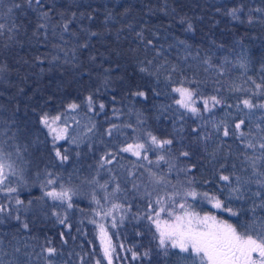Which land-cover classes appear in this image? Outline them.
I'll use <instances>...</instances> for the list:
<instances>
[{"label":"trees","instance_id":"1","mask_svg":"<svg viewBox=\"0 0 264 264\" xmlns=\"http://www.w3.org/2000/svg\"><path fill=\"white\" fill-rule=\"evenodd\" d=\"M232 9H240L238 18L228 15ZM0 24V146L18 153L22 175L47 166L59 185L84 189L88 174L94 173L100 189L97 194L72 191L71 208L68 202L45 203L37 181L11 183L12 193L0 190V205L8 206L0 212V264H108L94 220L109 210L117 213V218H104L112 264H182L162 254L154 227L140 218L150 197L133 189L132 181L150 190L154 184L119 152L137 132L172 139L167 158L185 170L187 183L194 181L189 186L215 194L237 215L215 210L207 200L200 210L241 230L252 221L254 208L256 217L264 219V207H257L261 198L254 195L264 189L241 183L243 198H229V185L219 179L229 175L232 186L237 176L248 179L249 157L261 154L264 108L249 110L242 101L264 104V87L256 88L264 86V0H41L39 5L33 0L31 6L26 0H0ZM174 87L194 91L201 110L203 99L213 95L223 103L194 116L175 103ZM138 91L145 95H134ZM73 103L75 110L68 107ZM45 114L61 115L57 123L68 127L64 139H49L40 122ZM241 120L238 132L235 125ZM112 125L118 128L109 136ZM250 140L257 143L254 152L244 147ZM57 150L68 160L62 162ZM182 151L190 155L181 156ZM108 152L116 159L101 167ZM77 163L87 171L80 184L60 175ZM257 167L264 170V160H257ZM129 171L135 173L131 178ZM165 172L173 176L169 168ZM117 184L121 191L111 195ZM37 203L40 208L34 207ZM47 248L55 254L49 256ZM134 252L139 259H133Z\"/></svg>","mask_w":264,"mask_h":264},{"label":"snow or ice","instance_id":"2","mask_svg":"<svg viewBox=\"0 0 264 264\" xmlns=\"http://www.w3.org/2000/svg\"><path fill=\"white\" fill-rule=\"evenodd\" d=\"M29 6L32 5L33 0H26ZM35 4L39 5L41 0H34ZM14 7H20V4H15ZM11 8L8 9L11 12ZM240 9H232L228 15L233 18H238L236 13ZM260 11V10H257ZM47 13L41 14V19L47 17ZM40 27H46V24L42 23ZM64 30L67 31V24H64ZM189 30L191 29V24L188 25ZM4 29V24H0V34ZM96 35V33H92ZM151 64V61H148ZM241 67L245 65L241 64ZM3 71V69H0ZM141 72H148L149 69L145 67L140 68ZM261 84H256L257 89H261ZM239 90V89H237ZM174 93L179 95V99L175 100V103L179 105L180 108L191 112L194 116L200 115V112L211 113L212 109L223 103L221 99L213 95L203 99L202 103L204 105L203 109H198L195 105L197 103L194 99V91L189 90L186 87H174L172 89ZM134 95L143 97L144 92L138 91ZM89 111H92V98H88ZM245 108L251 110L257 107L264 108V104H254L249 99H244L242 101ZM69 109L75 110L78 105L73 103L70 104ZM230 107V106H229ZM104 105L100 104V109L103 110ZM61 115L55 117H49L47 114L41 117V124L45 126L49 133L52 135L53 141H58L65 138V134L68 132V127H58L57 122L61 121ZM67 125V121H64ZM244 121L241 120L240 123L235 125L236 130L239 132L241 129V124ZM124 127H133L132 125L126 124ZM219 130V126H216ZM260 126L257 125V128ZM118 128L117 125H112L111 128L107 129V134L112 135L113 131ZM91 131V129H89ZM136 129L133 127V132ZM193 132H197L196 128H193ZM147 139L134 140L132 143H128L126 146L119 148V152L129 153L131 156L136 157L137 160H146L149 164L155 163L157 167H160L161 163L168 165L169 170L175 168V162L167 158V153L170 151L168 146H171L172 139H160L153 135L151 132L145 133ZM224 137L230 135L227 125L223 127ZM243 133L240 132V136L243 137ZM204 140H209L211 137L203 136ZM72 142H75L73 140ZM246 149H251L253 152L257 147V143L253 141H247L244 144ZM258 147L261 149V154L259 157L250 156L249 164L251 167V176L248 179L241 181L239 176L236 177L237 184L232 186V177L229 175L221 174L219 179L224 181L230 187L229 198L242 199L243 193L241 192V183L249 184L255 182L259 189H264V170H259L257 167V160H264V136L260 137L258 142ZM154 149H159L160 153L157 154V159L152 161L149 159V153ZM56 156L61 159V161H67L68 156L66 154H61L59 150L56 151ZM181 156L188 157L190 155L187 151H182ZM116 159V155L112 152H108L105 156L101 157L100 166L103 167L104 164H110ZM137 167H145L144 165H136ZM223 167V166H222ZM149 176L151 177V182L154 185L163 186L164 194H161L162 189L155 186L152 187L151 191H146L144 195L150 197L147 203V212L143 214L141 219H146L150 225L155 229L153 234V239L157 242L158 248L162 251L164 256L173 255L182 264H264V219H259L255 215V208L253 209L252 221L242 227V230L232 223H229L223 219H218L215 215L205 214L201 216L198 212L193 210V205L188 202V198L191 197L192 200H196L200 197L202 200H207L211 203L212 207L221 211L228 212L231 216H236L237 213L232 208L224 207L223 202L217 198L215 194H209L208 192L198 193L194 189L188 188L186 186H181L177 188L176 185H172L174 191L168 193L166 191L167 185L171 183L170 180H166L164 175L157 178L151 169H147ZM181 171H185L181 169ZM191 171V169H187ZM17 171L14 166V162L11 160V153H7L3 148H0V190L12 193L16 191L15 188L8 187L5 181L8 180L9 176H16ZM135 173L129 171V177H133ZM56 181L53 179H48L47 183L49 185L54 184ZM194 183L193 180L188 181V185ZM101 187H106L102 185ZM139 185L132 181V188L139 189ZM222 187V186H221ZM121 191L119 184L116 185L111 195H115ZM45 195L50 197L53 201L68 202V207L71 208L72 204L69 202L73 195L71 189H66L61 186L59 191L53 189L51 191H46ZM254 195L261 198V203L257 207H264V192L257 191ZM155 196V199L151 197ZM107 198V197H106ZM143 198V197H142ZM99 203V201H96ZM17 204H21L20 200H16ZM121 205L113 204V209H120ZM7 205H0V212L6 211ZM111 211H105L104 215H111ZM64 221L61 220L60 223ZM115 226V225H114ZM27 227V225H25ZM140 235V233H137ZM99 239L103 249V254L105 259H107L108 264H112V245L111 240L108 238V234L104 229L103 225H99ZM175 250V251H172ZM45 251L49 256L55 254L56 250L54 248H47ZM255 254V258H254ZM148 252L144 253L147 257ZM133 259H139L137 253L132 254ZM96 264H100L97 261Z\"/></svg>","mask_w":264,"mask_h":264},{"label":"rangeland","instance_id":"3","mask_svg":"<svg viewBox=\"0 0 264 264\" xmlns=\"http://www.w3.org/2000/svg\"><path fill=\"white\" fill-rule=\"evenodd\" d=\"M57 126L58 127H62L58 123H57ZM43 127H44V130H45V133L47 134L49 139L52 141L53 138H52V135L49 133V130L45 126H43ZM139 139H147V137H146L145 134H143L141 132H137L134 135V138L132 139V141L130 143H132L134 140H139ZM126 145L127 144H125V146ZM0 148H3L4 151L7 152V153H11V160L14 162V166H15L16 171H17V175L16 176H9L8 180L5 181V184L7 186L8 185L12 186L13 184L17 185V184H19L21 182H25V181H28V182L37 181L40 184V186H41V192L44 194L43 195L44 202L45 203H51L52 199L50 197L46 196L45 192L46 191H51L53 189L59 191L61 189V185H59L57 182H55L54 184H51V185H49L47 183L48 179H53V180L56 181V176L52 175V174L50 175L48 173V169H47L48 167L44 166L45 168L43 167V171H37V170H35V168H32L34 170H33V172L31 174L26 175V173H25V174L22 175L24 161L22 159L18 158L19 157L18 153L15 152V151H12L10 148L8 149L7 147L4 148V147L0 146ZM152 153L155 154L156 157L154 155H152ZM158 153H160V150L159 149H154L152 152H150L148 154L149 155V159L152 160L154 158L153 161H155L157 159V154ZM122 154L125 155L126 157H128L130 160H132L137 165H144L145 167H142V168L145 170V172L147 173L148 176H149V174H148V171H146V168L147 169H151L153 174L157 178H159V176H161V175H164L166 177V180H170L171 183L168 184L167 188H166V191L168 193H171L172 191H174V189L172 188V185H176L177 188H180L181 186H186V187L194 189L196 191V189L194 187H190L188 185V183L186 181L187 179L185 178V173H183V171H181L179 168L178 169L177 168H173L172 170H170L171 174L173 175L170 178V177L166 176L167 172H165V170L167 169V171H168V167L165 164H163V167H165V168H163L161 165H160V167H157L155 163L149 164L148 161H146V160H142V159L141 160H137L136 157L131 156L129 153H123L122 152ZM59 169H62V168H59ZM84 173L87 174V171L85 170V167H83L82 165L77 163V165L74 164L72 166V168L69 167L67 169V172L60 173V175L61 174H67V179H71L72 182L75 181L77 184H80L82 182L81 177L83 176ZM88 176L90 177V179H88L87 184H85L84 189H82L81 187H71V186H67V185H63V187L66 188V189H71L74 193L75 192H77V193L88 192V194H97L100 191V189L96 185V182H95V177L96 176H95L94 173L93 174L89 173ZM11 183H12V185H11ZM139 186H140L139 187L140 191L143 192V193H145L146 191H151L146 186H144L142 183H139ZM153 186H155L157 188H161L162 189L161 194H164L163 186H161V185H153ZM188 202L193 205V210L198 212L201 216H203L205 214H209L206 211L204 212L203 210H200L202 204L205 202L200 197H198L196 200H192L191 197H189L188 198ZM208 205L210 207H212L211 203H209V202H208ZM34 207L40 208V204L37 203ZM22 208H23L24 212H26L27 209H28V207L27 206L24 207V205H23ZM213 209H215V208H213ZM215 210H218V209H215ZM109 211L112 212V210H109ZM219 211H221V210H219ZM211 215H213V214H211ZM104 218H105V215L104 216H103V214L102 215H98L96 217V219L94 220V224H95L96 229H97V237H98V241H99V244H100L102 257H103L104 260L107 261V259H105V257H104L103 249H102L101 242H100V239H99V225H103L104 226V229L107 232L108 238H109V233H108L109 229H108L107 225L104 223ZM111 218L112 219L113 218H117V213H113L112 212ZM254 258H255V254H254Z\"/></svg>","mask_w":264,"mask_h":264}]
</instances>
